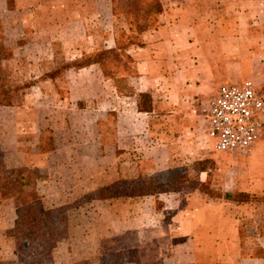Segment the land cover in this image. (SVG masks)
<instances>
[{
  "label": "rangeland",
  "instance_id": "1",
  "mask_svg": "<svg viewBox=\"0 0 264 264\" xmlns=\"http://www.w3.org/2000/svg\"><path fill=\"white\" fill-rule=\"evenodd\" d=\"M197 7L199 13L210 9L201 0ZM161 11L160 0H0V182L6 179L12 183L0 187V264L31 262L22 247V231L16 232L13 225L16 208L22 210L26 203L34 202L44 210L64 207L55 212L57 216L52 212L51 217L59 219L58 226L45 217L47 225L29 230L27 239L44 246V250L36 247L37 254L46 255L45 264H139L145 252L134 243L139 238V215L147 212L145 204L149 207V197L143 196L153 195L150 199L157 210L161 205L157 193L182 186H196L212 198L242 206L238 209L219 202L220 209L240 213V248L235 243L197 246L195 264H236L238 256H264V189L248 192L236 188V176L239 186H246L241 176L245 151L233 159V155L214 152L198 114L215 88L209 95L195 92L189 99V115L179 118L180 130L190 131H185L181 140L192 144L173 158L180 163L187 154L189 161L168 167L166 151L144 149L147 136L141 121L134 117L136 110L147 108L150 98L145 89H139L134 59L126 50L145 44L142 35L158 27ZM158 50L148 45V53L142 55L156 53L155 64L162 65L155 66L152 74L158 81L169 78L162 87L166 93L172 84L169 62H163L167 47L162 49L163 56H158ZM94 60H100L103 67ZM167 63V70L162 69ZM144 66L151 70L147 63ZM240 72L247 76L230 81L249 79L264 95V69L258 75L256 70ZM178 77H185L187 83L191 79L184 74ZM94 78L105 80L108 87L115 83L118 97L113 99L114 105L131 111L116 122L119 132L114 143L108 134L116 110L106 113V101H96ZM68 82L76 98H81H67ZM140 83L146 84L145 79ZM185 87L179 85L178 93H186ZM167 124L172 123L167 120ZM56 146L46 157L45 152ZM202 151L210 158L200 160ZM149 158L158 163L148 171L144 161ZM205 166L209 176L199 184L194 177L198 168ZM19 172L28 181L22 187L11 181ZM220 176L225 177L221 182ZM225 191L229 198L223 196ZM16 194L21 198H14ZM125 216L131 221V232L122 234L118 226ZM148 219L155 222L151 210ZM214 239L217 234L212 233ZM161 251L166 254L164 247ZM153 255L147 252L145 256L150 259Z\"/></svg>",
  "mask_w": 264,
  "mask_h": 264
},
{
  "label": "crops",
  "instance_id": "2",
  "mask_svg": "<svg viewBox=\"0 0 264 264\" xmlns=\"http://www.w3.org/2000/svg\"><path fill=\"white\" fill-rule=\"evenodd\" d=\"M199 1L160 0L162 11L159 14L161 18L158 27L152 32L143 33L145 44L136 46L135 49L130 46L131 49L126 50L134 59L136 79H139L137 85L142 92L145 89L150 98L147 108L136 110L134 117L137 121H141L147 136L144 149L146 151L152 149L166 151V166L168 167L185 164L184 160H188L187 154L180 163H176L178 159L173 157L174 155L179 157L178 151L189 149V144H192L181 140L184 132L189 134L190 131L188 128L180 130L179 118L184 117V114L189 115L186 111L191 106L189 99L193 97V94L200 91L204 95H209L219 84L234 82L230 80L247 76L241 74L240 71L256 70V75H258L259 71L264 69V0H201L210 7L206 13L198 12ZM148 45L159 49L158 56H163L162 49L164 46L167 47L168 54L166 61L163 62H169L172 84L166 93L163 92L162 87L167 84L169 78L166 76L158 81L152 74L155 66L162 65L155 64L156 53L142 55L144 52L148 53ZM182 57H186V59ZM146 63L148 67H151L150 71L148 68L145 70L144 64ZM167 66L168 63L162 66V69L167 70L165 69ZM191 70H197L200 73L195 74ZM232 72L234 73L232 74ZM183 74L191 78L190 82L187 83L185 77L181 79L178 77ZM142 78L146 81L144 85L140 83ZM94 79L96 80L94 82L97 91L94 95L97 97L96 101L100 102V99L102 102L106 101V107L103 106L106 113L116 110L115 114H112L113 124L110 129L112 133L108 134V138H111L110 141L114 143L119 132L115 126L116 122L119 124L118 120L127 116L126 111L129 110H122V107L116 108L114 105L113 99L118 97V93L113 85L108 84V87L105 80ZM179 85L186 86V93L183 95L178 93ZM70 86L71 84L68 82L67 98L75 100L81 98H76ZM99 86H101L100 89ZM103 93L104 97L102 98ZM97 112L99 111H96V114ZM167 120L172 124L166 126ZM56 148L57 146L46 151V157L53 154ZM214 152L220 155H225L224 153H227L228 156L233 155L231 159L237 156L236 153H240L238 151L231 152L234 154ZM209 156L211 155L202 151L198 157L200 160H204L210 158ZM149 159V162L144 161L145 170L148 171L158 163L153 164L152 159ZM146 165L150 168H146ZM243 166L245 169L241 176L244 177L246 186L240 187L239 177L236 176L234 178L236 188L248 192H254L258 190L257 188L264 189V178H257L261 175L264 176V137L254 142L245 151ZM186 167L190 168L188 165ZM208 170L206 166L198 168L197 177L194 179L199 184L206 182L209 176ZM224 178L220 176V182ZM157 195L156 198L161 204L157 210L152 206L153 201L150 199L153 195L143 196L149 197L147 202L149 207L144 202L142 203L145 204L144 209L147 214L139 215V219L142 220L138 225L139 238L134 243V246L142 247L145 252L139 258V264H141L140 260L159 261V264H195L197 259L195 247L197 246L213 244L222 246L235 243L240 248L238 235L240 213L227 211V208L220 209L219 202L233 204L231 206L238 209L242 208L241 204L223 198H212L196 186H182L176 191L159 192ZM150 210L155 214L154 223H152L153 220L148 219ZM125 219L126 216L118 226V230L121 231L119 233L122 234L131 232L129 230L131 221ZM212 233L217 234V239L214 241H212ZM163 247L166 254L162 252L163 250L161 251ZM168 251L170 253L167 255ZM147 252L154 254L150 257L151 260L145 256ZM260 260L263 261L264 256L246 258L238 256L234 259L236 264H259Z\"/></svg>",
  "mask_w": 264,
  "mask_h": 264
},
{
  "label": "built area",
  "instance_id": "3",
  "mask_svg": "<svg viewBox=\"0 0 264 264\" xmlns=\"http://www.w3.org/2000/svg\"><path fill=\"white\" fill-rule=\"evenodd\" d=\"M198 114L214 151L244 152L264 137V97L249 79L219 84Z\"/></svg>",
  "mask_w": 264,
  "mask_h": 264
},
{
  "label": "trees",
  "instance_id": "4",
  "mask_svg": "<svg viewBox=\"0 0 264 264\" xmlns=\"http://www.w3.org/2000/svg\"><path fill=\"white\" fill-rule=\"evenodd\" d=\"M155 3H156V1H155ZM157 6H159V3L157 4ZM138 27H140V25H138ZM105 50L107 52L111 51V49H109V48H107ZM99 61L100 60H94V63H97V64L102 66V63H100ZM113 86L115 87V89L117 88L116 90H118V87L116 86L115 83L113 84ZM0 169H1V165H0ZM11 171L14 172V170H11ZM144 179H149V177L148 178L144 177ZM11 181L15 182V184H17L20 187H22L24 184H28V181H25L24 177L21 175L20 172L16 177L12 178ZM8 183H11L10 180L4 179L3 182H0V187H4V186H6L4 184H8ZM105 189H108V188L105 187L104 190ZM162 191H164V190H162ZM144 192H147V191H144ZM150 192H154V191H149L147 193H150ZM17 196L19 198H21V195H17V194H16V196H14V198H16ZM100 196H103V195H100ZM223 196L225 198H229L231 195H230V193L225 192V193H223ZM34 203H32V204L26 203V205L24 207H22V210L20 208L18 209V207L16 208V211H15L16 212V220H15V223L13 225V229L16 230V232L18 231L19 233H21V231H22V234H20V237H23L22 247L25 248L29 254L28 258H30V261H31L29 264H43V263L45 264V258L44 257L46 255L43 256L44 254L43 255H41L40 253L37 254V247H36V246H38L40 248H43V250H44V246L41 247L37 243H36V245H34L32 243L31 239H27V238H30L29 236H30L31 232L29 233V230L32 228L31 226H35L37 228H42V223L47 225L45 220H44L45 217H49V219L54 222V225L58 226L59 225V223H58L59 219H58V217H55V216L51 217L52 212H53V215L57 216V213H55V212H57V211L61 212L64 207L61 206V207H56L52 210H44L40 206L37 207L36 203L35 204ZM60 212H58V213H60ZM22 213H24V216ZM21 224H23V225L20 226ZM51 242H53V240H51ZM48 246L50 247L51 245H48ZM78 264H86V262L83 261V262H79Z\"/></svg>",
  "mask_w": 264,
  "mask_h": 264
}]
</instances>
